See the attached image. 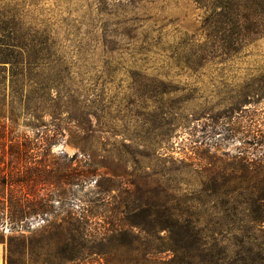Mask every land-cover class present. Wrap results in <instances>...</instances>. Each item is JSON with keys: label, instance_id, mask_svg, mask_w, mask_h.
Masks as SVG:
<instances>
[{"label": "trees", "instance_id": "trees-1", "mask_svg": "<svg viewBox=\"0 0 264 264\" xmlns=\"http://www.w3.org/2000/svg\"><path fill=\"white\" fill-rule=\"evenodd\" d=\"M201 1L195 0L204 12L200 35L175 26L174 44L141 41L144 25L138 20L119 34L132 44L128 55L154 53L162 67L197 72L233 62L243 47L257 42L264 0ZM109 21L119 32L136 20ZM53 39L25 29L16 8L0 6V204L7 194L14 219L55 214L47 226L49 242L61 247L65 262L77 261L85 250L110 257L119 246L123 264H146L161 253L151 245L155 240L181 252L175 264H264V69H252L242 86L214 93L213 108L228 119L221 125L226 140L239 139L243 148L231 161L219 158L206 181L189 184L204 212L215 218L210 228L202 216L172 205L168 194L181 190L172 187L171 174L179 169L164 174L140 159L144 150L145 157L160 161L165 134L180 117L177 105L195 99L164 102L186 89L146 78L128 89L134 112L115 114L103 92L93 101L81 94L73 66ZM120 50L114 45L102 54ZM134 56V65H147ZM201 98L207 103L208 97ZM245 104L250 108L243 109ZM64 142L79 152L54 155L53 148ZM92 184L95 190L83 193ZM143 239L152 242L141 250Z\"/></svg>", "mask_w": 264, "mask_h": 264}, {"label": "rangeland", "instance_id": "rangeland-1", "mask_svg": "<svg viewBox=\"0 0 264 264\" xmlns=\"http://www.w3.org/2000/svg\"><path fill=\"white\" fill-rule=\"evenodd\" d=\"M220 1L222 0H217V4ZM201 3L207 2L204 0ZM235 3L242 4L240 0H235ZM0 6L16 8L25 29H37L40 35L52 36L53 40L57 41L61 53L73 66L75 83L83 86L81 94L93 101L96 99L95 95H101L103 92L105 102L114 103L112 110L115 114L120 112L121 116H126L131 110L134 112V109L130 108L133 99L130 98L128 89L137 80L147 78L157 81L156 83L168 80L169 86L186 89L171 96L170 100L167 97L164 99V102L168 103L185 97L195 100L177 105L181 109L178 112L180 117H177L165 134L158 155L160 161L154 157H145L144 150L140 151V159L145 165L152 166L164 174L179 169L180 173L171 174L175 177V182H171L172 187L181 190L179 195L168 194L172 205L185 213L202 216L204 225L214 228L215 218L212 214L204 212L189 184L206 181L208 171L217 167L215 162L219 158L224 157L231 161L242 151L243 144L239 139L232 141L225 138L226 133L221 129V125L227 123L228 119L224 118L221 111L213 108L216 103L214 93L216 89H234L236 86H242L252 69H264V28L261 29L254 45L240 50L238 59L228 64L192 72L162 67L159 64L160 58L154 53L141 57L128 55L132 54V44L119 34L124 32V29H129L128 27H134L140 20L144 25L143 30L138 31L141 41L148 37L152 42L174 44L178 37L175 26L187 31L189 36L200 35V22L204 12L197 9L195 0H0ZM97 8L107 9L105 15H99ZM218 13L222 15L223 11L219 10ZM108 20L109 24L136 21L119 26L120 31L114 32L116 28L108 26ZM170 23L174 25H169ZM114 45L120 47L122 52L102 54L105 48ZM106 51L108 52V49ZM133 56L136 59L145 58L147 65H144V68H141L140 63L134 65ZM191 90L195 92L191 93ZM95 91L98 93L95 94ZM202 96L208 97V104ZM247 108H250V104L244 105L243 109ZM121 125L120 123L119 126ZM214 126L217 128L213 129ZM61 152L72 156L79 150L64 142L53 148L54 155ZM182 167L185 169L182 170ZM168 178L170 177L167 176L165 180ZM94 190L95 185L92 184L86 187L83 193ZM2 196L4 199L0 204V243L5 246L4 264L125 263L124 251L119 246H113L110 257L88 255V250H85L83 257L77 261H63L60 258L61 247L49 242L50 230L47 226L54 220L55 214L29 215L16 220L8 205L7 194L3 193ZM55 207L58 208L57 203ZM161 236H165L164 233ZM147 242L152 241L143 239L137 247L144 250L149 245ZM92 244H86V247L91 248ZM151 245L161 253L154 260L145 262L146 264H175L173 260L176 255H181V252L166 250V245L169 244L165 241L154 240Z\"/></svg>", "mask_w": 264, "mask_h": 264}, {"label": "crops", "instance_id": "crops-1", "mask_svg": "<svg viewBox=\"0 0 264 264\" xmlns=\"http://www.w3.org/2000/svg\"><path fill=\"white\" fill-rule=\"evenodd\" d=\"M5 259V246L0 243V264H4Z\"/></svg>", "mask_w": 264, "mask_h": 264}]
</instances>
